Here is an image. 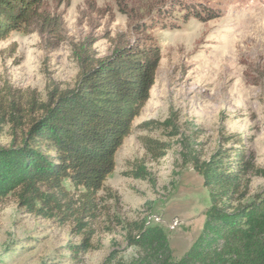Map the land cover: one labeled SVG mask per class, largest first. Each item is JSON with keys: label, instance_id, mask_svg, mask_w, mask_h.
Segmentation results:
<instances>
[{"label": "rangeland", "instance_id": "obj_1", "mask_svg": "<svg viewBox=\"0 0 264 264\" xmlns=\"http://www.w3.org/2000/svg\"><path fill=\"white\" fill-rule=\"evenodd\" d=\"M43 10L57 32L37 26L0 41V96L22 106L73 87L85 51L104 58L123 40H140L159 45L162 58L90 213H81L82 188L69 187L60 210L41 203L29 210L8 196L0 205V264L129 261L136 248L128 231L152 215L179 260L210 206L195 163L215 154L226 153L232 166L244 155L254 167L242 175L246 200L264 194V0H45ZM19 133L1 124L0 147Z\"/></svg>", "mask_w": 264, "mask_h": 264}, {"label": "trees", "instance_id": "obj_2", "mask_svg": "<svg viewBox=\"0 0 264 264\" xmlns=\"http://www.w3.org/2000/svg\"><path fill=\"white\" fill-rule=\"evenodd\" d=\"M44 2L0 0V41L12 32L32 33L37 26L57 32ZM86 52L73 87L55 88L45 101L26 106L13 96H0V125L10 121L20 130L11 145L0 147V205L17 195L29 210L38 203L41 210H60L62 201L69 202L67 189L82 188L81 213H90L96 193L115 170L116 153L150 99L161 48L123 40L104 58ZM225 154L195 163L210 190V206L201 233L179 260L173 259L162 226L142 221L127 235L135 255L129 261L112 256L104 264H264V194L246 200L242 175L254 167L244 155L232 166Z\"/></svg>", "mask_w": 264, "mask_h": 264}, {"label": "built area", "instance_id": "obj_3", "mask_svg": "<svg viewBox=\"0 0 264 264\" xmlns=\"http://www.w3.org/2000/svg\"><path fill=\"white\" fill-rule=\"evenodd\" d=\"M161 219L157 216V215H152L151 217H149L148 219V224L150 223H161ZM178 222H174L173 225L170 226L171 229H174L175 225H177Z\"/></svg>", "mask_w": 264, "mask_h": 264}, {"label": "bare ground", "instance_id": "obj_4", "mask_svg": "<svg viewBox=\"0 0 264 264\" xmlns=\"http://www.w3.org/2000/svg\"><path fill=\"white\" fill-rule=\"evenodd\" d=\"M198 114V113H195V115Z\"/></svg>", "mask_w": 264, "mask_h": 264}]
</instances>
